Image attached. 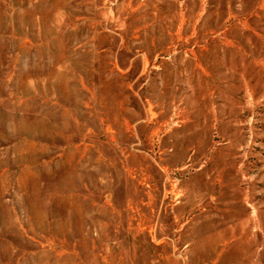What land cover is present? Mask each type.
Instances as JSON below:
<instances>
[{"label":"rangeland","instance_id":"rangeland-1","mask_svg":"<svg viewBox=\"0 0 264 264\" xmlns=\"http://www.w3.org/2000/svg\"><path fill=\"white\" fill-rule=\"evenodd\" d=\"M0 264H264V0H0Z\"/></svg>","mask_w":264,"mask_h":264}]
</instances>
